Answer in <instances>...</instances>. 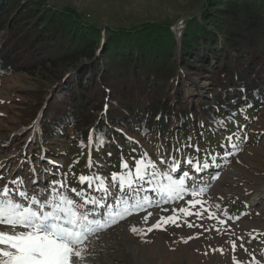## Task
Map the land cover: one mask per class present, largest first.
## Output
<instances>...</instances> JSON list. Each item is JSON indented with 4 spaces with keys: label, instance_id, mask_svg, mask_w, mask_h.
Wrapping results in <instances>:
<instances>
[{
    "label": "trees",
    "instance_id": "obj_1",
    "mask_svg": "<svg viewBox=\"0 0 264 264\" xmlns=\"http://www.w3.org/2000/svg\"><path fill=\"white\" fill-rule=\"evenodd\" d=\"M16 72L50 83L27 93L29 150L58 156L51 145L70 140L69 184L95 173L89 158L111 182L122 157L134 167L162 149L220 166L253 140L243 130L264 106V0H205L182 30L159 20L103 28L71 5L0 0V75ZM184 144L200 151H174Z\"/></svg>",
    "mask_w": 264,
    "mask_h": 264
},
{
    "label": "rangeland",
    "instance_id": "obj_2",
    "mask_svg": "<svg viewBox=\"0 0 264 264\" xmlns=\"http://www.w3.org/2000/svg\"><path fill=\"white\" fill-rule=\"evenodd\" d=\"M47 1L57 6H74L86 19L105 28L109 25L132 26L145 20L179 25L181 21L199 14L205 0ZM33 77L25 72L0 75V188L5 184L11 187L10 181L22 178L30 192L36 188L43 189L54 180H66L69 189H87V184H69L73 179L71 173H67V166L75 154L68 148L70 140L51 145L62 148L61 156L51 155L44 149V157L34 158L29 150L34 136L29 133L30 124L25 125L30 121L29 112L26 111L30 108L28 102L33 101L28 99V94L43 85L48 88L50 84L41 73L37 79ZM243 133L253 135V140L243 143L220 166L214 164L194 173L190 166L183 163L186 154H182L183 159L178 160L182 167L175 173L177 177L186 170L208 186L207 192L199 197L207 201L204 207L208 211H203L202 217L160 211L159 217L173 215L175 222L159 219L158 227H153L158 219L155 208L149 209L153 216L148 218L147 223L129 217L100 235L98 245L103 252L98 253L97 258L101 264H254L253 257L264 264V256L261 255L264 252V106L254 121L245 124ZM162 155L172 158L163 149L156 157ZM88 161L83 163V168L88 169ZM98 162L104 163L102 160ZM157 162L161 169L166 167L159 159ZM95 167L90 170L99 173ZM44 168H49L47 174ZM89 192L91 195H102L91 190ZM69 195L78 200L74 193L69 192ZM180 203L183 205L184 201ZM242 204H245V213L233 211L236 205ZM215 205H219V208ZM162 207L171 209L176 205L162 204ZM196 209H200V205H196L193 211ZM211 212L215 213L214 217L210 215ZM189 224L193 226L189 227ZM133 225L142 229L143 233H132ZM149 228L152 230L148 231ZM130 238L140 246L133 249ZM244 248L248 251L245 252ZM135 251L139 256L134 255Z\"/></svg>",
    "mask_w": 264,
    "mask_h": 264
},
{
    "label": "snow or ice",
    "instance_id": "obj_3",
    "mask_svg": "<svg viewBox=\"0 0 264 264\" xmlns=\"http://www.w3.org/2000/svg\"><path fill=\"white\" fill-rule=\"evenodd\" d=\"M182 28L181 21L177 29ZM216 123L224 126V121ZM89 139L91 142V136ZM226 139L230 141L232 137ZM105 143L107 141L100 137L97 149ZM190 147L200 151L198 146L191 144L181 145L174 151L181 152V149ZM133 160L134 167H130L122 157V171L111 173V182L96 173L81 174L77 177L78 183L87 184V189L82 187L79 191L69 189L66 180L51 181L47 187L36 188L32 192L22 178L10 181L11 187L5 184L0 188V264H101L97 258L98 253L103 252L98 245L100 235L129 217L147 223L148 218L153 216L149 209L155 208L158 219L153 227H158L159 219L175 222L173 215L159 217L160 211L200 217L203 211H208L204 207L207 201L199 198L207 192L208 186L186 170L177 177L175 173L182 164L175 156L171 159L164 155L159 157L160 163L166 165L164 169L147 152L139 159L133 157ZM183 163L190 166L194 173L211 166L207 160L201 161L195 156H185ZM87 167H94L91 158ZM89 190L102 195H91ZM69 192L74 193L78 200L73 199ZM181 201H184L183 205ZM162 204L176 207L169 209ZM196 205H200V209L193 211ZM215 207L218 209L219 205ZM141 213L145 215L141 216ZM210 215L214 217L215 213ZM131 232L141 235L143 230L133 226ZM243 250L248 251L246 248ZM261 255L264 256V252ZM253 262L261 264L255 257Z\"/></svg>",
    "mask_w": 264,
    "mask_h": 264
},
{
    "label": "bare ground",
    "instance_id": "obj_4",
    "mask_svg": "<svg viewBox=\"0 0 264 264\" xmlns=\"http://www.w3.org/2000/svg\"><path fill=\"white\" fill-rule=\"evenodd\" d=\"M154 212V211H153ZM141 216H143V215H141ZM125 225V224H124ZM134 226V225H133ZM129 243H130V245L133 247V249H135V248H138V246H140L139 244H136V243H134L133 241H132V239L130 238L129 239ZM134 255L135 256H139V254L135 251L134 252ZM106 263V262H105Z\"/></svg>",
    "mask_w": 264,
    "mask_h": 264
}]
</instances>
